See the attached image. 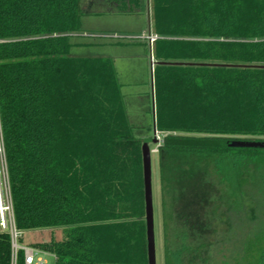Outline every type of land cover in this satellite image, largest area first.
<instances>
[{"label": "trees", "instance_id": "obj_1", "mask_svg": "<svg viewBox=\"0 0 264 264\" xmlns=\"http://www.w3.org/2000/svg\"><path fill=\"white\" fill-rule=\"evenodd\" d=\"M80 1L0 0L16 226L62 229V240L33 246L54 264H148L145 141L134 136L112 61L71 54ZM110 1L125 15L151 10L160 155L211 158L228 200L224 231L197 247L165 245L163 264H264V147L224 146L264 144V0ZM9 237L0 234V264H11Z\"/></svg>", "mask_w": 264, "mask_h": 264}, {"label": "rangeland", "instance_id": "obj_2", "mask_svg": "<svg viewBox=\"0 0 264 264\" xmlns=\"http://www.w3.org/2000/svg\"><path fill=\"white\" fill-rule=\"evenodd\" d=\"M80 11V32L70 38L71 54L112 61L134 136L150 140L154 137V87L150 45L143 43L150 30L149 6L137 15H125L110 0H81ZM153 48L154 44L152 52ZM156 138L157 144H150L152 187L157 264H163L165 245L176 249L184 243L197 247L211 243L218 232L224 231L228 200L211 158L161 156L163 136L157 132ZM23 237V244L33 247L62 240L63 230H30ZM47 262L54 264V257L49 254Z\"/></svg>", "mask_w": 264, "mask_h": 264}, {"label": "built area", "instance_id": "obj_3", "mask_svg": "<svg viewBox=\"0 0 264 264\" xmlns=\"http://www.w3.org/2000/svg\"><path fill=\"white\" fill-rule=\"evenodd\" d=\"M146 40L150 46L158 39L154 34H148ZM0 116V234H7L11 241V264H17L20 253H23L25 264H48V253L39 249L28 247L22 243L25 232L20 231L16 226L13 207L12 190L5 149V138L1 125ZM51 255V254H50Z\"/></svg>", "mask_w": 264, "mask_h": 264}, {"label": "water", "instance_id": "obj_4", "mask_svg": "<svg viewBox=\"0 0 264 264\" xmlns=\"http://www.w3.org/2000/svg\"><path fill=\"white\" fill-rule=\"evenodd\" d=\"M154 65V61H152ZM166 65H181L182 63H161ZM264 68V67H263ZM153 72V69H152ZM152 85H154V78L152 76ZM154 93V90H153ZM154 95V94H153ZM154 102V98H153ZM155 118V110H154ZM156 127L154 126L153 144H157ZM142 145V159H143V177H144V194H145V222H146V235H147V256L148 264H157L156 252V234H155V212L153 202V187H152V163H151V149L149 141H145ZM231 147H264V144L252 143L247 141H233L225 142L224 146Z\"/></svg>", "mask_w": 264, "mask_h": 264}, {"label": "crops", "instance_id": "obj_5", "mask_svg": "<svg viewBox=\"0 0 264 264\" xmlns=\"http://www.w3.org/2000/svg\"><path fill=\"white\" fill-rule=\"evenodd\" d=\"M112 3H113V2H112ZM113 5L115 6V9L117 10L116 5H115L114 3H113ZM150 11H151V10H150ZM149 29H150V30H149V33H148V34H150V32H151V34H154L153 31H152V27H151V19H150V18H149ZM74 34H75V33H74ZM74 34H72L71 37H76V36H77V35H74ZM148 34H146L145 37H146ZM145 37H144V38H145ZM145 39H146V38H145ZM143 43L146 44V45H148V46L150 45L149 42H148L147 40L144 41ZM149 48H150V50H151V68L154 69V68H153L154 65L152 64V54H153V52H152V45L149 46ZM153 61H154V58H153ZM154 63H155V62H154ZM152 69H151V71H152ZM116 74H117V73H116ZM151 77H152V76H151Z\"/></svg>", "mask_w": 264, "mask_h": 264}]
</instances>
